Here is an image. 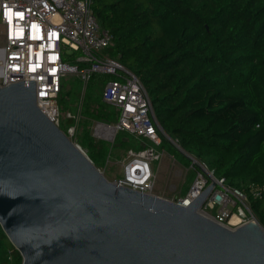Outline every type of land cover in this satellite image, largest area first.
<instances>
[{"label":"water","instance_id":"1","mask_svg":"<svg viewBox=\"0 0 264 264\" xmlns=\"http://www.w3.org/2000/svg\"><path fill=\"white\" fill-rule=\"evenodd\" d=\"M35 83L0 86V225L22 264H264L257 221L198 211L214 183L183 206L107 180L37 106Z\"/></svg>","mask_w":264,"mask_h":264},{"label":"trees","instance_id":"2","mask_svg":"<svg viewBox=\"0 0 264 264\" xmlns=\"http://www.w3.org/2000/svg\"><path fill=\"white\" fill-rule=\"evenodd\" d=\"M91 5L100 25L114 35L105 52L141 78L161 127L216 176L248 193L264 226V196L250 192L251 185L264 183V0H92ZM65 91L64 84L59 96ZM85 112L98 122L117 120L103 100ZM70 124L67 118L63 128ZM107 144L89 141V157L97 165L111 153ZM133 145L142 150L152 144L136 138ZM166 145L175 149L162 136L158 148ZM22 261L0 225V264Z\"/></svg>","mask_w":264,"mask_h":264},{"label":"built area","instance_id":"3","mask_svg":"<svg viewBox=\"0 0 264 264\" xmlns=\"http://www.w3.org/2000/svg\"><path fill=\"white\" fill-rule=\"evenodd\" d=\"M91 4L92 0H0V86L36 81L37 106L71 137L75 125L62 129L58 101L65 77L78 74L88 83L94 72L108 75L102 99L113 106L117 120L102 126H111L117 133L127 131L152 144L142 150L129 149L124 177L115 181L141 193L154 194V167L164 155L158 147L162 136L168 137L156 120L141 78L105 52L114 44V35L100 25ZM73 118L77 119L69 113L68 119ZM191 159L192 166H198L194 182L184 195L170 200L189 206L214 183L209 197L198 209L200 213L228 228L257 221L248 193L231 186L226 177L216 176L196 157ZM250 192L255 198H263L264 183L251 185ZM234 215L238 218L236 225L229 223Z\"/></svg>","mask_w":264,"mask_h":264},{"label":"rangeland","instance_id":"4","mask_svg":"<svg viewBox=\"0 0 264 264\" xmlns=\"http://www.w3.org/2000/svg\"><path fill=\"white\" fill-rule=\"evenodd\" d=\"M65 78L66 91L58 98L62 113L61 127L63 128V122L68 118L69 113L75 114L77 119L73 118L71 124V126L75 125V131L69 138L80 146L88 157L89 151L87 147L90 139L108 141L107 146L111 149L112 154H108L104 164H95L107 180L115 181V179L123 178L124 160L127 157L128 150L134 146L136 138L127 131L117 133L112 128H105V126H102L85 112L87 110L92 111L93 108L98 107L99 103L102 102L103 88L110 77L94 72L88 83L78 74L71 73ZM85 97L86 105H84ZM107 105L110 109L113 108L112 105ZM108 138L113 139L108 140ZM177 144H174L175 149H170V146L167 145L162 147L164 155L154 167L156 186L153 192L157 196H163L168 199H177L184 195L194 182L197 174V170L192 166V163L185 164L184 161V159L187 158L189 160L193 156L182 152L180 150L182 146ZM95 159L98 161L99 157H95ZM196 159L207 165L197 157ZM258 223L260 224V222ZM260 225L262 226V224Z\"/></svg>","mask_w":264,"mask_h":264},{"label":"bare ground","instance_id":"5","mask_svg":"<svg viewBox=\"0 0 264 264\" xmlns=\"http://www.w3.org/2000/svg\"><path fill=\"white\" fill-rule=\"evenodd\" d=\"M105 128H112L111 126H107V127H105ZM112 129H114V128H112ZM229 223L230 224H233V225H236L237 223H238V218H237V216H232L231 218H230V220H229Z\"/></svg>","mask_w":264,"mask_h":264},{"label":"crops","instance_id":"6","mask_svg":"<svg viewBox=\"0 0 264 264\" xmlns=\"http://www.w3.org/2000/svg\"><path fill=\"white\" fill-rule=\"evenodd\" d=\"M131 149V148H130ZM182 196V195H181Z\"/></svg>","mask_w":264,"mask_h":264}]
</instances>
